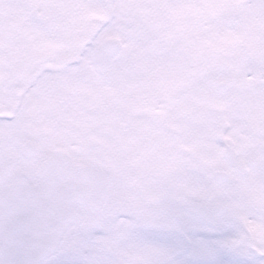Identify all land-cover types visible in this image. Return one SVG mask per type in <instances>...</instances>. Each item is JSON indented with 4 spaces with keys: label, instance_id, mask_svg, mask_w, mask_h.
<instances>
[{
    "label": "snow or ice",
    "instance_id": "1",
    "mask_svg": "<svg viewBox=\"0 0 264 264\" xmlns=\"http://www.w3.org/2000/svg\"><path fill=\"white\" fill-rule=\"evenodd\" d=\"M0 264H264V0H0Z\"/></svg>",
    "mask_w": 264,
    "mask_h": 264
}]
</instances>
